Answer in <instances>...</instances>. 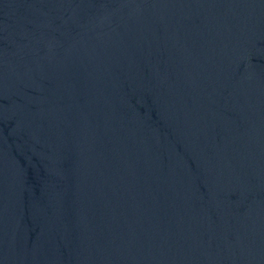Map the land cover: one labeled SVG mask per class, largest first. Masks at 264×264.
Wrapping results in <instances>:
<instances>
[{
	"label": "water",
	"instance_id": "obj_1",
	"mask_svg": "<svg viewBox=\"0 0 264 264\" xmlns=\"http://www.w3.org/2000/svg\"><path fill=\"white\" fill-rule=\"evenodd\" d=\"M0 264H264V0H0Z\"/></svg>",
	"mask_w": 264,
	"mask_h": 264
}]
</instances>
